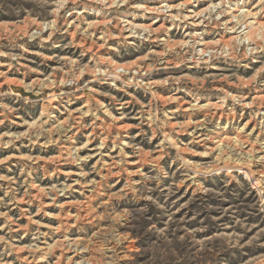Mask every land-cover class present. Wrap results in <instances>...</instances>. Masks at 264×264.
<instances>
[{
    "label": "rangeland",
    "instance_id": "1",
    "mask_svg": "<svg viewBox=\"0 0 264 264\" xmlns=\"http://www.w3.org/2000/svg\"><path fill=\"white\" fill-rule=\"evenodd\" d=\"M191 1L0 0V264H264V0Z\"/></svg>",
    "mask_w": 264,
    "mask_h": 264
},
{
    "label": "bare ground",
    "instance_id": "2",
    "mask_svg": "<svg viewBox=\"0 0 264 264\" xmlns=\"http://www.w3.org/2000/svg\"><path fill=\"white\" fill-rule=\"evenodd\" d=\"M90 1V0H89ZM94 2H100L99 4H108V6L110 5L111 7H115V6H119V4H121V5H123V4H125V2H126V0H93ZM191 1V0H190ZM201 1H205V0H196L195 1V3H199V2H201ZM243 1V0H242ZM241 1V2H242ZM220 2V3H219ZM218 3L219 4H212V5H208L209 6V9L210 10H208V11H212L213 13H214V11L216 12V10H219L220 8H221V6L222 5H224V2H225V0H220ZM237 2V1H236ZM165 3V2H164ZM185 4H186V2H184ZM193 4V2L191 1V2H189L188 1V3H187V5H189V4ZM194 3V4H195ZM101 4V5H102ZM163 4V3H162ZM183 4V3H182ZM234 5V4H233ZM108 6H106V8L108 7ZM110 6H109V9H110ZM191 7V6H190ZM194 7H196V6H192L191 8L192 9H194ZM208 8V7H207ZM143 9H144V11H145V13H154V15H155V17H154V21H155V23L154 24H156L157 22L159 23V22H163V24L164 23H168L170 26H171V28H173V27H176V28H180V27H185V26H187V27H189V28H195V29H197V30H201V26H203L204 25V23H205V16H206V14H205V12L203 11V10H201L202 12H200V13H196V11H193V10H190V11H185V16H183L182 17V19L180 20V17H178L177 16V18H175L173 15H172V11L174 10L173 9V7H169V6H167V3L166 4H163L161 7H159L158 8V10L157 11H155V10H152V11H150V10H148L146 7H143ZM176 9V8H175ZM90 10V9H89ZM188 10V9H187ZM93 12V11H92ZM181 12V11H180ZM244 12H248L247 13V17H249L250 18V16L251 17H253V15L255 14H251V12L250 11H247L246 9L244 10ZM209 14V13H208ZM96 15H97V13H96ZM99 15V14H98ZM233 15V14H232ZM255 16V15H254ZM103 17V16H102ZM231 17V16H230ZM256 18V17H255ZM103 19V18H102ZM210 19V18H209ZM251 19V18H250ZM250 19H248V20H250ZM211 20V19H210ZM247 20V19H246ZM255 21V20H254ZM105 22V21H104ZM107 22V21H106ZM247 22V21H246ZM109 23V22H108ZM128 23V22H127ZM228 23H229V21H228ZM258 22H256V24H257ZM260 23V22H259ZM96 24V23H95ZM101 24V23H100ZM153 24V25H154ZM162 24V25H163ZM262 24V23H261ZM264 24V23H263ZM152 25V24H151ZM92 26H94V27H96L95 25H91V27ZM125 26V25H124ZM228 26V25H227ZM227 26H225V27H227ZM243 26V25H242ZM263 26V25H262ZM90 27V26H89ZM186 27V28H187ZM249 27V26H248ZM247 27V28H248ZM251 27V26H250ZM93 28V27H92ZM140 27L139 26H136V27H134V26H132V24H130V25H126L125 26V31H126V33L128 34H126L127 36V38L126 39H135V37L137 36L136 35V31L139 29ZM143 28V27H142ZM146 28V27H145ZM148 28V27H147ZM160 28H161V26H160ZM159 28V29H160ZM200 28V29H199ZM229 28V27H228ZM242 28V27H241ZM255 28V27H254ZM253 28V30L252 31H255V29ZM94 29V28H93ZM122 29V28H121ZM124 29V28H123ZM122 29V30H123ZM194 29V30H195ZM245 29V28H244ZM244 29H243V31H244ZM141 30V29H140ZM236 30V29H235ZM249 30V29H248ZM247 30V31H248ZM146 31H148V29H145V32ZM224 31V30H223ZM226 31V30H225ZM252 31H251V33H252ZM159 32V31H158ZM157 32V33H158ZM196 32V31H195ZM233 32V31H232ZM248 32H250V31H248ZM235 33H237V30H236V32ZM250 33V34H251ZM95 34V33H94ZM124 34V33H123ZM249 34V33H248ZM247 34V35H248ZM256 34V33H255ZM140 35H141V33H140ZM144 35V34H143ZM142 35V36H143ZM231 35V34H230ZM106 36V35H105ZM188 36V35H187ZM198 36V34H196V36H194V37H197ZM138 38V37H137ZM224 38V37H223ZM196 39V38H195ZM230 39V38H229ZM193 40V39H192ZM191 40V41H192ZM127 41V40H126ZM189 41V40H188ZM253 41V40H252ZM258 41V40H257ZM190 42V41H189ZM221 42V41H220ZM223 42V41H222ZM225 42V41H224ZM85 43V42H84ZM253 43H255V42H253ZM252 43V44H253ZM260 43V42H259ZM86 44V43H85ZM189 45V44H188ZM187 45V46H188ZM186 46V45H185ZM199 46H201V45H199ZM202 47V46H201ZM195 48H196V46H195ZM89 50V49H88ZM91 50V49H90ZM91 57V56H90ZM118 67V66H117ZM119 71V70H118ZM93 132V131H92ZM102 132V131H101ZM225 138V137H224ZM100 149V148H99ZM109 173V172H108ZM67 174V173H66ZM99 184V183H98ZM71 205V204H70ZM77 217H79V216H77ZM70 219V218H69ZM78 219V218H77ZM76 219V220H77ZM58 247V246H57ZM71 247V246H70ZM52 250V249H51ZM67 254V253H66ZM65 254V255H66ZM61 256V255H60Z\"/></svg>",
    "mask_w": 264,
    "mask_h": 264
}]
</instances>
